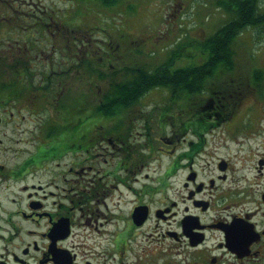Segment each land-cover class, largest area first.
Segmentation results:
<instances>
[{
    "label": "flooded vegetation",
    "instance_id": "af4514ba",
    "mask_svg": "<svg viewBox=\"0 0 264 264\" xmlns=\"http://www.w3.org/2000/svg\"><path fill=\"white\" fill-rule=\"evenodd\" d=\"M68 3L0 0V264H264L263 133L231 88L97 112L88 64L122 41Z\"/></svg>",
    "mask_w": 264,
    "mask_h": 264
},
{
    "label": "trees",
    "instance_id": "16d2710c",
    "mask_svg": "<svg viewBox=\"0 0 264 264\" xmlns=\"http://www.w3.org/2000/svg\"><path fill=\"white\" fill-rule=\"evenodd\" d=\"M80 1L86 4L87 7L92 4L95 5L96 16L101 19V17H107L106 15H108L114 25L115 23L111 18L113 12L122 13L124 9L125 11L135 12L132 9V4L127 6L124 0ZM208 2L214 7L216 5L217 8L227 14L229 20L211 35H206L204 38L197 40L193 46L187 42L177 44L174 49L168 52L167 59L159 64L156 61L157 57L152 58L146 54L150 51L143 50L142 53V50L137 47L139 42L151 33L142 37L137 35L136 38L131 35V38L123 39V33L117 27L113 29L110 23V29L105 34L108 38H117L122 41V45L118 49L112 47L114 54H120V57H114L99 63L97 58L92 56L87 67L94 76L92 96L98 95L99 87H102L100 100L110 103L107 108L98 109L97 112L105 114L115 111L116 106L114 103L117 102V96L124 99L125 105H128V101L131 100L135 104L148 89L155 87L168 92L165 100H169L170 103L195 105L205 99V94L209 90L215 89V81H222L225 79L224 75L231 74L235 67L234 42L247 28L258 30L264 17L256 10L262 4V0H203L204 4ZM84 11L88 12L86 8L81 7L76 13L80 22H83V17L87 16ZM89 21L94 26L99 22L98 19L95 20L94 18H90ZM84 33V30H77V37H83ZM140 37L143 39H139ZM187 46H190L189 48L198 47L201 54L206 58L202 59L201 62L195 59L198 64L178 68L180 65L177 62L186 57L185 48H188ZM120 49H122L123 56ZM109 63L112 65L108 66ZM255 75L258 76L259 73L253 74L252 84L260 91L261 79L255 78ZM117 79H120L121 83L125 85L132 86L133 89L120 91V86L116 82Z\"/></svg>",
    "mask_w": 264,
    "mask_h": 264
},
{
    "label": "rangeland",
    "instance_id": "374dc122",
    "mask_svg": "<svg viewBox=\"0 0 264 264\" xmlns=\"http://www.w3.org/2000/svg\"><path fill=\"white\" fill-rule=\"evenodd\" d=\"M124 1L127 3V6H131L132 4V9L135 12L133 13L131 10L125 11V9L122 13L113 12L111 18L115 25L111 23L112 27L119 29V26H121L120 32L124 35L123 39L131 38V35L136 38L137 35L142 37L145 34L151 33L145 39L140 37L139 39L143 40H139L140 42L137 47L142 50V53L143 50L150 51V53L146 54L152 58L157 57L156 61L158 64L167 59L168 52L174 49L177 44L187 42L193 46L197 40L204 38L206 35H211L229 20V16L217 8L216 5L214 7L210 2L204 4L203 0ZM67 5H69L67 0H60L61 7ZM101 21L103 23L105 21L106 23L101 26L103 29H110L109 18L106 17V19H101ZM259 28L261 27L259 26ZM257 31L254 28H247L246 31L242 32L236 38L233 46L235 51L234 75L237 79L240 78L241 82L246 85H249L250 82L247 76L244 77L247 72L250 75L253 69L258 72L264 70V36H262L264 31ZM91 37L93 42L106 38L104 32L98 29H91ZM150 46L151 48H149ZM189 47L185 48L186 57L177 62L179 65H195L198 64L196 61L201 62L202 59L206 58V56L201 54V50L198 47ZM235 77L231 76L229 78V76H226L225 79L229 82L228 84L232 85L231 80H233L234 84L238 86L239 83ZM216 84H218V81H215ZM232 91L234 92V97L238 96L240 98V103L243 105V108L253 102L254 95L252 93L245 94V91H243L241 94H238L237 92L240 90ZM96 99L98 100V97ZM261 102H264V100L261 97L259 98V96H255L254 106L243 112L240 109V105V110L237 113L239 118L245 117L252 123L251 130L263 133V136L257 137V141H247L251 142L249 145L253 149L256 148V145L264 146V110L260 107ZM152 104L155 103L150 101L148 107H152ZM260 140H263V142ZM263 149V147H259V150ZM153 164L157 163L153 161Z\"/></svg>",
    "mask_w": 264,
    "mask_h": 264
}]
</instances>
